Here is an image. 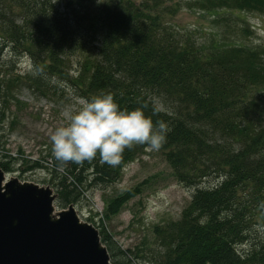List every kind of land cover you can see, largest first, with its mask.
<instances>
[{
  "label": "trees",
  "instance_id": "obj_1",
  "mask_svg": "<svg viewBox=\"0 0 264 264\" xmlns=\"http://www.w3.org/2000/svg\"><path fill=\"white\" fill-rule=\"evenodd\" d=\"M166 1L0 0V169L39 171L34 181L52 188L57 209L116 182L146 145L126 149L118 167L8 147L20 90L72 106L70 116L82 99L111 93L122 109L168 124L166 162L192 188L178 219L153 226L145 264H264V50L233 44L234 32L248 33L242 22L226 30L231 40L199 42L162 20ZM192 1L214 17L264 12V0ZM99 236L113 264H131V251L105 229Z\"/></svg>",
  "mask_w": 264,
  "mask_h": 264
},
{
  "label": "rangeland",
  "instance_id": "obj_2",
  "mask_svg": "<svg viewBox=\"0 0 264 264\" xmlns=\"http://www.w3.org/2000/svg\"><path fill=\"white\" fill-rule=\"evenodd\" d=\"M165 4L171 8L162 20L177 30L189 32L199 42L231 40L232 34L225 33L226 30L242 22L248 33L234 32L236 41L233 44L240 41L245 46L264 50V12L226 9L214 17L213 10L197 9L192 0H168ZM27 67L25 59L18 70L25 71ZM18 96L21 107L16 111L17 119L8 147L14 152L20 147L24 156L41 159L44 148L51 149L50 133L68 122L73 107H55L44 98H35L26 89L20 90ZM255 99L256 102L261 100L257 96ZM75 105L79 107V102ZM1 171V190L13 202L18 203L16 197L25 186L29 185L39 193L43 187L48 188L34 181L39 171L25 166L9 173ZM49 189L50 194L55 195L52 188ZM191 193L192 188L177 180L166 162L163 149L148 151L145 146L133 161L125 165L120 179L95 189L91 196H85L71 206L83 227L98 233L105 229L122 249L131 251V264H145L150 259L149 248L156 244L153 226L178 219ZM26 199L22 195L19 202ZM60 210L54 206L50 211L52 220Z\"/></svg>",
  "mask_w": 264,
  "mask_h": 264
},
{
  "label": "water",
  "instance_id": "obj_3",
  "mask_svg": "<svg viewBox=\"0 0 264 264\" xmlns=\"http://www.w3.org/2000/svg\"><path fill=\"white\" fill-rule=\"evenodd\" d=\"M2 178L0 264H113L99 233L83 227L73 206L49 219L56 195L48 186L40 193L25 186L16 197L19 204H11L1 190Z\"/></svg>",
  "mask_w": 264,
  "mask_h": 264
},
{
  "label": "clouds",
  "instance_id": "obj_4",
  "mask_svg": "<svg viewBox=\"0 0 264 264\" xmlns=\"http://www.w3.org/2000/svg\"><path fill=\"white\" fill-rule=\"evenodd\" d=\"M98 3L103 0H97ZM163 109L153 107V115ZM170 128L163 120L153 123L143 108H121L111 93L97 94L79 101L68 122L50 133L51 151L61 164L92 161L118 167L123 153L136 145L159 151Z\"/></svg>",
  "mask_w": 264,
  "mask_h": 264
},
{
  "label": "bare ground",
  "instance_id": "obj_5",
  "mask_svg": "<svg viewBox=\"0 0 264 264\" xmlns=\"http://www.w3.org/2000/svg\"><path fill=\"white\" fill-rule=\"evenodd\" d=\"M4 196H5V198H7V199L10 201L11 204H13V203H17V202H15V201L13 202V200H10V198H9L8 196H6V195H4ZM17 204H18V203H17ZM51 210H52V209H51ZM51 210H50V211H51ZM49 219L52 220V219H51V216H50V212H49Z\"/></svg>",
  "mask_w": 264,
  "mask_h": 264
}]
</instances>
